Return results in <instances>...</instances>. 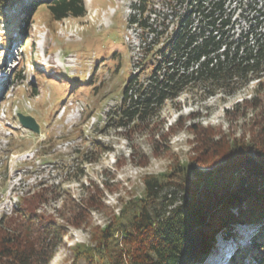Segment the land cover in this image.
<instances>
[{"label": "trees", "instance_id": "trees-1", "mask_svg": "<svg viewBox=\"0 0 264 264\" xmlns=\"http://www.w3.org/2000/svg\"><path fill=\"white\" fill-rule=\"evenodd\" d=\"M138 4L135 15L142 18L135 21L132 16L130 21L155 35L154 46L163 42L153 52L147 48L148 39L142 38L145 62L126 82L120 105L110 114L111 124L124 130L125 139L135 131L155 129L157 123L151 124L161 108L184 92L200 88L207 94L233 93L252 81L263 87L264 0H170L169 14L153 9L150 0ZM4 9L14 13L8 16ZM41 11L55 23L88 14L85 0H0V25L18 20V38L28 43ZM151 15L156 17L153 23L160 19L159 28L171 17L173 29H153ZM13 42L14 35L5 36L2 46L8 50ZM149 56L155 60H147ZM258 94L240 105L255 114L239 139L220 129L195 122L184 127L181 122L180 129L194 135L186 161L177 159L165 173L145 177L141 196L122 201L119 214L113 212L105 227L94 229L91 244L74 248V264H208L218 236L249 226L248 242H241L226 261L264 264V89ZM175 129L152 132L155 155L169 150L158 140L167 141ZM93 142V152L82 154L90 163L108 151L98 139ZM138 158L143 162L137 164H147L148 157ZM135 159L132 152L130 160ZM124 164L119 161L117 167ZM105 189L109 190L107 184ZM170 190L172 196L183 191L188 200L168 199L165 194ZM47 192L42 189L20 199L13 215L2 218L0 264H51L68 227L88 225L90 213L102 207L104 191L93 183L82 200L64 202L58 211L60 223L38 213L48 201Z\"/></svg>", "mask_w": 264, "mask_h": 264}, {"label": "rangeland", "instance_id": "rangeland-1", "mask_svg": "<svg viewBox=\"0 0 264 264\" xmlns=\"http://www.w3.org/2000/svg\"><path fill=\"white\" fill-rule=\"evenodd\" d=\"M150 3L159 13L169 14L170 0ZM85 4L86 18H68L60 23L52 22L50 15L41 11L30 28L28 43L18 38V20L9 26L0 25V217L10 214L11 207L5 208L9 201L19 206L20 199L42 189L48 190V201L38 213L54 218L59 217L66 200H82L93 183L104 191L102 207L90 213L89 224L68 227L51 264H74V248L91 244L94 229L105 227L113 212L119 214L122 201L141 196L145 177L165 173L177 159L186 161L194 147V135L180 129L181 122H185L184 127L195 122L220 129L239 139L255 114L240 105L264 89V84L260 87L259 81H252L233 93L207 94L200 88L184 92L161 108L151 124L157 123L155 129L135 131L125 139L124 130L111 124L110 114L120 105L126 82L140 73L145 62L142 38L148 39L147 48L153 52L163 39L154 46L155 35H148L130 21L132 16L135 21L142 18L135 15L138 0H85ZM4 12L8 16L14 13L10 9ZM149 18V24L160 32L174 27L171 17L161 28L160 19L153 23L156 17ZM10 35L18 38V43L8 54L4 51L7 56L2 58V40ZM147 60L155 59L149 56ZM19 113L37 121L38 134L20 126ZM172 127L176 133L167 141L158 140L169 150L155 155L157 140L152 132L157 135ZM95 139L108 151L97 154V161L90 163L82 154L93 152ZM132 152L134 162L130 160ZM139 156L148 157L146 165L137 164L143 162ZM119 161L125 164L117 167ZM172 193L170 190L165 195L168 199L176 197L180 203L188 200L181 190ZM234 230L217 237L209 250L216 253L208 264H229L226 257L252 234L250 226Z\"/></svg>", "mask_w": 264, "mask_h": 264}, {"label": "water", "instance_id": "water-1", "mask_svg": "<svg viewBox=\"0 0 264 264\" xmlns=\"http://www.w3.org/2000/svg\"><path fill=\"white\" fill-rule=\"evenodd\" d=\"M19 121L23 125V127L30 129L37 134L39 133V125L37 124L34 118L20 114Z\"/></svg>", "mask_w": 264, "mask_h": 264}, {"label": "bare ground", "instance_id": "bare-ground-1", "mask_svg": "<svg viewBox=\"0 0 264 264\" xmlns=\"http://www.w3.org/2000/svg\"><path fill=\"white\" fill-rule=\"evenodd\" d=\"M5 202V201H4ZM5 204V203H4ZM9 215V214H8ZM4 216V215H3ZM1 218V217H0ZM4 218V217H3ZM1 221V220H0Z\"/></svg>", "mask_w": 264, "mask_h": 264}]
</instances>
